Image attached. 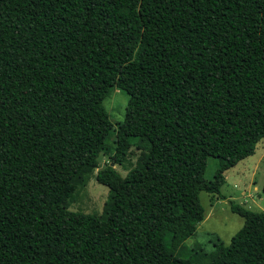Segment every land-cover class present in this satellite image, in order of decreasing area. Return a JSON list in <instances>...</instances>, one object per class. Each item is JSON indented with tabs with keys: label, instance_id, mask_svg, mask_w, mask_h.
<instances>
[{
	"label": "trees",
	"instance_id": "16d2710c",
	"mask_svg": "<svg viewBox=\"0 0 264 264\" xmlns=\"http://www.w3.org/2000/svg\"><path fill=\"white\" fill-rule=\"evenodd\" d=\"M262 138L264 0H0V264H264V211L239 203L229 244L183 250L201 191L221 194ZM95 168L102 214L69 209Z\"/></svg>",
	"mask_w": 264,
	"mask_h": 264
},
{
	"label": "rangeland",
	"instance_id": "374dc122",
	"mask_svg": "<svg viewBox=\"0 0 264 264\" xmlns=\"http://www.w3.org/2000/svg\"><path fill=\"white\" fill-rule=\"evenodd\" d=\"M129 95L120 86L110 88L103 107L110 115L115 127L125 119ZM115 131L99 156L100 166L112 162L114 153ZM140 150L133 145L128 158L123 164H115L122 175L135 165ZM219 158L210 157L206 169V179H213L218 167ZM97 168L83 174L75 182L73 195L68 201V207L74 211H81L101 215L109 196V188L96 179ZM226 180L221 188V194L201 191L200 198L205 208V218L198 225L196 233L183 243V250L189 252L201 246L207 253L214 249V240L219 236L226 244L231 242L232 236L243 226L244 218L232 211L231 203L244 204L252 210L264 211V138L260 139L255 151L230 167L226 172ZM185 252V253H186Z\"/></svg>",
	"mask_w": 264,
	"mask_h": 264
},
{
	"label": "water",
	"instance_id": "95a60500",
	"mask_svg": "<svg viewBox=\"0 0 264 264\" xmlns=\"http://www.w3.org/2000/svg\"><path fill=\"white\" fill-rule=\"evenodd\" d=\"M114 163H112V165H113Z\"/></svg>",
	"mask_w": 264,
	"mask_h": 264
}]
</instances>
